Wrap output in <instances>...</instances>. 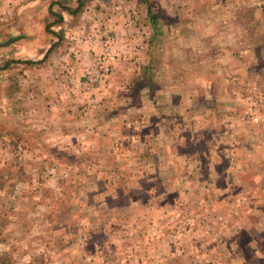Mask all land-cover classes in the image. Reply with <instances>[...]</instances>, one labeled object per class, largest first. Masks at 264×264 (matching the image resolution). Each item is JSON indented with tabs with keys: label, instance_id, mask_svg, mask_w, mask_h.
I'll return each instance as SVG.
<instances>
[{
	"label": "rangeland",
	"instance_id": "1",
	"mask_svg": "<svg viewBox=\"0 0 264 264\" xmlns=\"http://www.w3.org/2000/svg\"><path fill=\"white\" fill-rule=\"evenodd\" d=\"M146 2L159 17L149 68L132 74L129 105L113 103L123 124L109 134L67 135L82 148H65L61 135L41 134L45 124L12 116L28 108L27 96L21 75L4 71L0 264H259L264 257V78L243 76L228 93L216 71L206 84L194 79L208 70H186L195 52L173 38L162 5L170 6ZM1 51L0 65L25 59ZM95 120L83 123L96 128ZM75 121L65 126L75 130ZM18 126L33 130L32 146L42 149L10 142Z\"/></svg>",
	"mask_w": 264,
	"mask_h": 264
},
{
	"label": "crops",
	"instance_id": "2",
	"mask_svg": "<svg viewBox=\"0 0 264 264\" xmlns=\"http://www.w3.org/2000/svg\"><path fill=\"white\" fill-rule=\"evenodd\" d=\"M157 2L170 6L169 9L162 5L171 12L167 19L173 38H184L193 47L195 53L189 55L186 70H208L206 75H196L194 79L206 84L212 77L210 71H216L213 78L220 80L228 93L230 84L240 82L243 76L254 82L264 78V0ZM148 6L146 0H0V37L9 38L0 43V53L8 48L11 54L25 58L0 65V86L4 71L11 69L15 76L21 75L25 87L28 108L16 109L12 116L25 123L45 124L41 134L61 135L58 144L65 148L71 143L74 148H82L81 135L89 129L92 133H108L107 129L116 122L123 124L121 116L114 114L113 103L123 108L129 105L126 87L130 86L134 72L148 70L150 52L156 44ZM107 35L113 39L119 58L109 76L96 82L91 72ZM180 53L179 50L177 54ZM188 79L185 85H193ZM171 107L177 110V104ZM89 116L96 119V128L84 125ZM70 119L78 122L77 129L65 126ZM50 123L61 125L54 128ZM14 130L10 142L25 145L29 151L42 149L32 146L33 130L19 126ZM23 131V138H18ZM69 133L79 134L80 138L69 139ZM46 136L42 140L47 142ZM1 139L2 133V143ZM258 260L264 264V257Z\"/></svg>",
	"mask_w": 264,
	"mask_h": 264
},
{
	"label": "built area",
	"instance_id": "3",
	"mask_svg": "<svg viewBox=\"0 0 264 264\" xmlns=\"http://www.w3.org/2000/svg\"><path fill=\"white\" fill-rule=\"evenodd\" d=\"M119 53L113 47V39L107 35L103 40L102 53L96 59L95 67L92 71V80L103 82L109 76L114 62L118 61Z\"/></svg>",
	"mask_w": 264,
	"mask_h": 264
},
{
	"label": "trees",
	"instance_id": "4",
	"mask_svg": "<svg viewBox=\"0 0 264 264\" xmlns=\"http://www.w3.org/2000/svg\"><path fill=\"white\" fill-rule=\"evenodd\" d=\"M147 13H148V15H149V17H150V23H151L153 29L155 30V31H154V30H153V31H154V32H158L157 22H159V21H158L159 17H158L157 15H154V14L152 13V8H151L150 5L147 7ZM144 71L147 72V69L144 70ZM144 74L146 75V73H144Z\"/></svg>",
	"mask_w": 264,
	"mask_h": 264
}]
</instances>
